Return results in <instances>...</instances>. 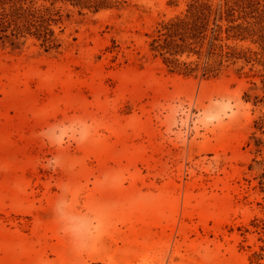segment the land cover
Instances as JSON below:
<instances>
[{"label":"rangeland","instance_id":"1","mask_svg":"<svg viewBox=\"0 0 264 264\" xmlns=\"http://www.w3.org/2000/svg\"><path fill=\"white\" fill-rule=\"evenodd\" d=\"M52 3L0 44V264H264V0L177 68L185 1Z\"/></svg>","mask_w":264,"mask_h":264},{"label":"trees","instance_id":"2","mask_svg":"<svg viewBox=\"0 0 264 264\" xmlns=\"http://www.w3.org/2000/svg\"><path fill=\"white\" fill-rule=\"evenodd\" d=\"M57 1L53 0L52 5ZM63 1L97 12L114 7L118 0ZM181 1L186 2V8L178 10L179 14L169 21L160 22L158 37L153 42V49L174 68L181 66L179 59L186 53L203 55L205 45L209 46L208 58L218 55L216 48L225 45L223 32L227 34L224 40H230L240 38L245 31L239 20L246 0H169V5L179 9ZM51 12V7L38 6L36 0H0V44H14L22 36L33 34L44 45L54 46Z\"/></svg>","mask_w":264,"mask_h":264}]
</instances>
